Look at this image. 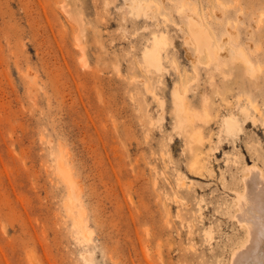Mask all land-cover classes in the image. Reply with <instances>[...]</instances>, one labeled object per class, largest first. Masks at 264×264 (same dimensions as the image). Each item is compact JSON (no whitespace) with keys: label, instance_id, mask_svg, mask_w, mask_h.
I'll list each match as a JSON object with an SVG mask.
<instances>
[{"label":"rangeland","instance_id":"374dc122","mask_svg":"<svg viewBox=\"0 0 264 264\" xmlns=\"http://www.w3.org/2000/svg\"><path fill=\"white\" fill-rule=\"evenodd\" d=\"M250 167L264 0H0V264H229Z\"/></svg>","mask_w":264,"mask_h":264},{"label":"bare ground","instance_id":"6f19581e","mask_svg":"<svg viewBox=\"0 0 264 264\" xmlns=\"http://www.w3.org/2000/svg\"><path fill=\"white\" fill-rule=\"evenodd\" d=\"M189 28L198 49L201 51L207 47L214 56V52L209 48L210 37L199 25L197 18L190 21ZM154 40L155 47L146 50L145 54L156 67L160 68L161 56L158 47L163 43L158 37H154ZM221 46L223 50L224 44ZM237 59L246 67H250L243 53H240ZM244 185L243 192L237 194L235 198L237 210L234 216L246 235L241 244L233 248L229 264H264V176L261 171L256 167H250L248 176L244 177Z\"/></svg>","mask_w":264,"mask_h":264}]
</instances>
